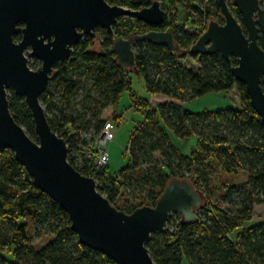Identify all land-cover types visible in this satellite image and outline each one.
<instances>
[{
  "label": "trees",
  "instance_id": "1",
  "mask_svg": "<svg viewBox=\"0 0 264 264\" xmlns=\"http://www.w3.org/2000/svg\"><path fill=\"white\" fill-rule=\"evenodd\" d=\"M107 1L139 7L132 0ZM227 2L245 27L234 0ZM161 4L167 16L157 28L131 16L120 17L113 26L114 37L98 28L74 46L65 63L55 66L40 97L49 123L66 140L70 163L95 178L100 192L126 213L154 206L172 180H188L209 198L215 167L231 175L246 173L243 180L224 181L216 202L199 207L194 221L174 213L167 230L154 232L147 247L157 264H264V221L248 225L256 205L264 204V123L246 85L232 72L238 64L235 57L189 53L211 20L223 22L220 7L216 0ZM152 29L173 31L179 52L138 41L135 66H121L112 51L114 40ZM21 38L15 35V41ZM258 42L264 48V29ZM187 57L197 58L198 66L189 67ZM37 61L29 60L32 69H38ZM134 72L144 78L153 95L172 100L152 104L132 94L142 118L131 130L128 163L112 173L109 157L107 164L100 162L99 139L109 123L101 114L109 105L117 107L123 93L132 90ZM231 91H237L240 100L227 107L197 111L186 107L198 97ZM8 98L16 121L37 141L36 122L25 97L10 89ZM116 117L119 122L121 116ZM174 137H196V144L187 151ZM78 151L81 155L75 154ZM71 226L69 214L34 184L14 152L0 151V264H119L81 244ZM44 236L50 238L37 246L36 238Z\"/></svg>",
  "mask_w": 264,
  "mask_h": 264
},
{
  "label": "water",
  "instance_id": "2",
  "mask_svg": "<svg viewBox=\"0 0 264 264\" xmlns=\"http://www.w3.org/2000/svg\"><path fill=\"white\" fill-rule=\"evenodd\" d=\"M134 9L107 0H0V151L11 149L34 179L69 214L81 244L99 250L119 264H157L147 243L154 232H165L174 213L186 221L196 219L203 205L200 192L188 180H172L154 206L126 213L98 189L95 178L86 176L69 161L66 140L51 127L41 95L50 85L58 63H65L73 47L86 35L104 28L114 37L120 17L134 16L153 27L167 16L160 0H132ZM223 22L211 20L189 49L194 54H215L230 60L234 76L246 85L251 104L264 123V48L258 40L264 29V0H234L245 28L232 13L227 0H216ZM247 32V33H246ZM21 35L15 41V35ZM148 41L167 46L174 54L180 47L173 31L150 30L114 40L112 51L125 68L136 64L135 44ZM42 61L29 65L26 51ZM24 96L36 122L38 140L20 125L10 110L8 90Z\"/></svg>",
  "mask_w": 264,
  "mask_h": 264
},
{
  "label": "rangeland",
  "instance_id": "3",
  "mask_svg": "<svg viewBox=\"0 0 264 264\" xmlns=\"http://www.w3.org/2000/svg\"><path fill=\"white\" fill-rule=\"evenodd\" d=\"M163 1V0H160ZM176 1V0H173ZM141 6V5H139ZM176 13L172 14L171 16L175 15ZM134 17V16H131ZM136 18V17H134ZM101 28V27H98ZM97 28V29H98ZM190 30H192L190 27H187ZM31 49L26 51V54L29 57V60H38L37 65L38 68L41 67L42 61L34 58L30 55ZM186 64L189 67H197L198 66V59L194 57H187ZM89 83H91V80H89ZM131 89H127L118 104V106L109 105L102 111V118L107 121H111L113 125L115 126L113 129L114 132V139L110 141L108 145L109 149V169L112 173H116L120 168H122L125 164L129 161V151H128V145L129 140L131 136V130L133 129L134 125L142 118V113L135 110L134 101L135 97H132L133 93L136 95V97L142 100H151L152 104L156 102H164L170 99L168 96L164 94H152L147 86L144 78L140 76L137 73H132V85ZM52 91H50L51 93ZM240 97L237 91H232L230 93H210L201 97H198L190 102L187 103L186 107L192 110H203V109H216L219 107H227V105L239 102ZM138 103V102H137ZM133 104V105H132ZM142 103L139 102L138 105L140 106ZM43 106L46 109V105L43 104ZM117 109V111H116ZM47 112V111H46ZM116 114L121 116V119L118 122V118L116 117ZM174 142L182 147V149H186L189 151L193 146L196 144V137H190V138H178L174 137ZM81 151H78L75 153L76 155H81ZM216 171L215 175L213 174L211 177L210 185H211V193L212 195L208 198L206 194L202 193L200 190H198L202 196L203 199V205L206 204L208 201L210 202H216V197L219 195V191L217 190L224 181H233L235 178L236 180H243L247 176L246 173L241 172L238 175H231L227 174L226 172L222 171V169L219 167L214 168ZM209 193L208 195H210ZM218 203V201H217ZM256 211L251 218L250 224L260 223L264 221V204L256 205ZM198 210V209H197ZM196 210V212H197ZM50 238V236H44L41 238H36V245L41 246L45 244V242Z\"/></svg>",
  "mask_w": 264,
  "mask_h": 264
},
{
  "label": "built area",
  "instance_id": "4",
  "mask_svg": "<svg viewBox=\"0 0 264 264\" xmlns=\"http://www.w3.org/2000/svg\"><path fill=\"white\" fill-rule=\"evenodd\" d=\"M114 127L115 126L113 125V123L109 122L106 125V128L104 129L99 139L100 152H101L100 162L102 165H105L108 162V157H109L108 145L110 141L114 139V132H113V129H115Z\"/></svg>",
  "mask_w": 264,
  "mask_h": 264
},
{
  "label": "flooded vegetation",
  "instance_id": "5",
  "mask_svg": "<svg viewBox=\"0 0 264 264\" xmlns=\"http://www.w3.org/2000/svg\"><path fill=\"white\" fill-rule=\"evenodd\" d=\"M233 4H234V7H236L238 10H239V8L235 5V3L233 2ZM142 6H139L138 8H136V9H139V8H141ZM233 7V8H234ZM240 12V11H239ZM241 13V12H240ZM243 16V15H242ZM244 19V18H243ZM155 28V27H154ZM157 28V27H156ZM245 28V27H244ZM153 30V29H152ZM154 30H157V29H154ZM247 33V32H246ZM74 48V47H73Z\"/></svg>",
  "mask_w": 264,
  "mask_h": 264
},
{
  "label": "crops",
  "instance_id": "6",
  "mask_svg": "<svg viewBox=\"0 0 264 264\" xmlns=\"http://www.w3.org/2000/svg\"><path fill=\"white\" fill-rule=\"evenodd\" d=\"M232 92V91H231ZM230 93V92H229ZM116 111H117V109H116Z\"/></svg>",
  "mask_w": 264,
  "mask_h": 264
}]
</instances>
